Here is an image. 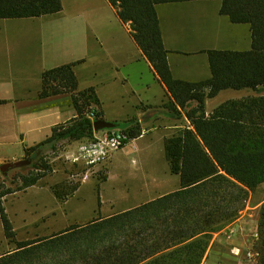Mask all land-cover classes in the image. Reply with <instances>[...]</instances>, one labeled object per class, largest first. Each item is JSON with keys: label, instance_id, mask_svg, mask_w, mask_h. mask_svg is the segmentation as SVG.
I'll return each instance as SVG.
<instances>
[{"label": "trees", "instance_id": "16d2710c", "mask_svg": "<svg viewBox=\"0 0 264 264\" xmlns=\"http://www.w3.org/2000/svg\"><path fill=\"white\" fill-rule=\"evenodd\" d=\"M192 1L214 0H108L121 21L131 25L133 38L174 103L182 110L196 103L187 112L193 129L178 132L164 144L180 188L131 210L19 242L3 206L15 191L0 185L5 236L16 245L0 256V264H202L213 236L240 218L250 192L264 184V97L227 101L210 116L206 99L227 90L264 88V0H216L222 3V16L250 27L252 47L208 51L212 77L201 82L174 78L157 13L159 5ZM61 10V0H0V19L36 18ZM74 66L55 68L42 76L40 98L72 95L77 118L55 127L48 140L25 150L26 159L35 162L38 171L33 181L24 178L26 187L52 171L42 156L46 151L57 152L63 141L92 139L94 122L102 118L98 110H92L100 104L95 90L78 91ZM89 113H94V120ZM131 123L130 141L143 134L140 124ZM79 187L66 182L52 190L57 200L64 201ZM260 216L264 235V204Z\"/></svg>", "mask_w": 264, "mask_h": 264}, {"label": "crops", "instance_id": "0c3cea01", "mask_svg": "<svg viewBox=\"0 0 264 264\" xmlns=\"http://www.w3.org/2000/svg\"><path fill=\"white\" fill-rule=\"evenodd\" d=\"M61 2L62 10L57 14L36 18L0 19V101L4 102L0 105V167L25 158L26 149L45 142L52 136L55 127L77 118L72 95L63 94L49 98L39 96L44 72L74 64L78 91L91 88L95 90L100 102L95 107L104 120L126 127L135 122L143 129V134L131 140L124 148L131 147L138 153L147 151L145 160H138V170L132 171L138 173L145 165L148 167L152 163L156 145L159 148L164 145L165 140L171 137L170 134L193 129L187 112L174 103L152 64L133 38L131 25L121 21L108 0ZM211 6L210 1L157 6L164 44L169 52L168 61L175 79L188 82L211 79L207 52L230 49H223L219 45L212 48L180 45L178 37L173 36L172 39L168 25L162 20L163 15L173 11L207 12ZM221 6L222 3L213 6L215 24L219 25V29L221 26L235 29L240 41V49L231 51L250 50V27L247 25L244 28V25L231 23L220 14ZM227 91L221 92L215 98L206 99L207 116L227 101L251 96L238 98L230 94L224 97ZM194 107L191 103L189 109ZM65 144L76 146V142L67 141L60 145ZM123 155L124 153H118L112 158L115 170L120 172L122 168L125 169L126 164ZM136 156L137 153H133L126 157L134 162ZM127 170L124 171L127 173ZM158 182L149 187L160 189L163 184ZM170 193L173 192L165 195ZM6 198L3 206L7 203ZM153 200L155 199H150ZM0 221L3 231V235H0L1 256L13 251L16 245L5 236L1 212ZM218 235L220 234L215 236ZM219 240V243L229 242L222 238ZM3 245L13 248L2 253ZM220 255L221 252L217 253V249H209L203 264H214L220 259Z\"/></svg>", "mask_w": 264, "mask_h": 264}, {"label": "rangeland", "instance_id": "374dc122", "mask_svg": "<svg viewBox=\"0 0 264 264\" xmlns=\"http://www.w3.org/2000/svg\"><path fill=\"white\" fill-rule=\"evenodd\" d=\"M210 4L212 6L207 12L188 10L187 12L173 11L164 14L162 20L168 25L172 39L173 36L178 37L180 45L188 47L201 45L212 48L219 45L223 49L239 50L241 46H239L240 41L237 39L235 29L230 30L223 26L219 29V25L215 24L213 6L220 5L221 2L214 0L210 1ZM244 26V28L248 27ZM224 94V97L230 94L238 98L248 95L264 97V88H259L257 91H227ZM192 104L196 107V103ZM165 106L169 105L165 104ZM191 109L188 107L185 112ZM101 119H104L103 116ZM117 126L128 128L122 124H117ZM177 133L170 134V136ZM74 148L75 145L65 144L64 146L60 145L57 152L46 151L42 156L49 162L52 171L33 186L26 187L24 178L33 181L38 175V171L35 167L36 163L26 157L15 161L25 162L23 166L8 171L6 175L0 174V185L15 191L12 195L7 196V203L4 206L16 231L17 241L49 237L74 225H84L98 217L104 218L133 209L149 202L150 199H156L167 192H174L180 188V178L171 173L163 144L160 148L155 146L154 157L151 158L152 165L150 164L148 167L145 165L143 170L138 173H132V171L138 170L136 169L139 164L138 160L143 158L145 160L144 155L147 151L138 153L131 147L123 148L124 151L122 149L113 153L106 165L89 171L83 166H75L67 161L66 153ZM118 153H124L127 173L124 168L120 172L113 166L112 158ZM133 153H137L134 162L130 161L131 158L126 157ZM142 166L144 165L142 164ZM156 181H159L158 184H163L160 189L149 187L153 186ZM66 182L79 184L80 187L74 195L64 201H59L52 188ZM263 204L264 184L250 192L240 218L219 232L220 235L213 236L209 249L211 251L217 249V253L221 252L220 259L214 264H263L264 235L260 229V214ZM1 228L0 221V235L2 236ZM256 234H258L259 240L256 239ZM219 238L230 243H219ZM4 246L6 245H3L2 253L13 248V246L9 248ZM236 250H240L239 255L233 253ZM249 252H258L260 256L256 260L250 261Z\"/></svg>", "mask_w": 264, "mask_h": 264}, {"label": "built area", "instance_id": "2783aa9c", "mask_svg": "<svg viewBox=\"0 0 264 264\" xmlns=\"http://www.w3.org/2000/svg\"><path fill=\"white\" fill-rule=\"evenodd\" d=\"M93 109L97 110L96 107ZM89 117L94 120V113H89ZM129 142L127 128L117 126L115 129L95 132L92 139L76 142L75 148L66 153V159L75 166H83L89 171L95 170L106 165L110 161L112 154L125 148ZM256 239L259 240L258 234H256ZM236 251L233 253L239 255L240 250ZM259 256L258 252L248 253L250 261L256 260Z\"/></svg>", "mask_w": 264, "mask_h": 264}, {"label": "water", "instance_id": "95a60500", "mask_svg": "<svg viewBox=\"0 0 264 264\" xmlns=\"http://www.w3.org/2000/svg\"><path fill=\"white\" fill-rule=\"evenodd\" d=\"M117 127V124L113 123V122H108L104 119H100L94 122V131L95 132H100V131H104V130H110V129H115ZM25 164V162L23 161H19V162H15V163H7L4 164L0 167V171L2 174H7L8 171L12 170V169H16L20 166H23Z\"/></svg>", "mask_w": 264, "mask_h": 264}]
</instances>
